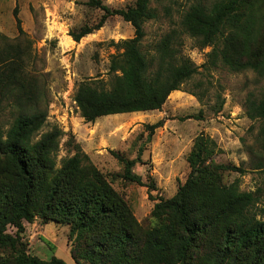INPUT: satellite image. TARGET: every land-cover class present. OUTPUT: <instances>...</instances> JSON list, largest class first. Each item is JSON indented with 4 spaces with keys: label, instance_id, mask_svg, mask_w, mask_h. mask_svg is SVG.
I'll return each mask as SVG.
<instances>
[{
    "label": "trees",
    "instance_id": "1",
    "mask_svg": "<svg viewBox=\"0 0 264 264\" xmlns=\"http://www.w3.org/2000/svg\"><path fill=\"white\" fill-rule=\"evenodd\" d=\"M162 1L136 0L125 8L89 1L104 13L98 23L72 30L75 41L115 15L131 23L134 35L116 43L122 51L111 60L110 88L92 78L79 82L75 100L87 122L162 110L171 93L199 71L179 48L181 32L202 49L212 47L209 65L264 75V0H199L185 10L180 27L167 32L149 54L143 47L145 24L159 17L153 3ZM18 12L16 7L19 35L0 33V264H68L56 254L44 259L29 252L26 222L36 218L69 227L70 253L77 264H264L260 192L225 182V172L236 167L215 160L216 141L204 133L196 136L188 154L187 180L175 195L155 202L150 226L137 219L115 186L120 179L156 189L151 176L146 184L136 172L137 164H147L141 154L131 158L116 153L123 168L110 178L77 143L75 154L58 166L64 131L49 125L48 92L31 69L33 42ZM224 103L221 98L218 110ZM247 115L260 123L264 150V92L258 99L248 98ZM46 125L50 128L38 137ZM147 125L150 139L164 124Z\"/></svg>",
    "mask_w": 264,
    "mask_h": 264
},
{
    "label": "rangeland",
    "instance_id": "2",
    "mask_svg": "<svg viewBox=\"0 0 264 264\" xmlns=\"http://www.w3.org/2000/svg\"><path fill=\"white\" fill-rule=\"evenodd\" d=\"M89 1L0 0V33L10 38L19 35L14 14L18 7L22 28L33 42L31 69L46 85L49 125L58 124L64 131L57 151L58 166L75 154L77 143L110 178L123 168L116 153L131 158L141 154L147 164H137L136 172L142 174L146 184L151 176L156 189L120 179H115V186L127 198L137 219L150 226L155 202L175 195L187 180L191 171L188 154L196 136L204 133L216 141L215 160L236 167L225 172V182L237 181L244 191L260 192L258 206H263L264 150L259 141L260 123L248 117L247 100L261 97L264 75L252 69L235 72L223 64L209 65L208 53L212 47L202 49L196 46L193 38L181 32L179 48L196 63L199 71L180 90L171 93L162 110L152 111L147 116L119 113L87 122L75 100L79 82L92 78L110 88L111 60L114 54L122 51L116 43L134 35L131 23L115 15L94 33L80 42L75 41L70 35L72 30L86 23H98L104 13L102 8L90 5ZM101 1L112 8H125L136 2ZM197 1L153 3L159 17L145 24L144 50L153 54L157 42L172 28L180 27L183 13ZM204 1L210 3L213 0ZM221 98L225 103L218 110ZM8 118H3V125H7ZM160 120L164 125L155 129L149 139L147 124ZM49 125L38 137L50 128ZM42 222L39 218L32 223L26 222L29 252L44 259L56 254L68 264H77L70 253L69 227Z\"/></svg>",
    "mask_w": 264,
    "mask_h": 264
},
{
    "label": "crops",
    "instance_id": "3",
    "mask_svg": "<svg viewBox=\"0 0 264 264\" xmlns=\"http://www.w3.org/2000/svg\"><path fill=\"white\" fill-rule=\"evenodd\" d=\"M155 111H159V110H155ZM152 112V111H151ZM154 112V111H153ZM150 112H133L132 115L134 116H147L149 115ZM131 119H133V117H131ZM128 120H130V118H128ZM127 120V121H128ZM88 153V152H87ZM89 154V153H88Z\"/></svg>",
    "mask_w": 264,
    "mask_h": 264
}]
</instances>
